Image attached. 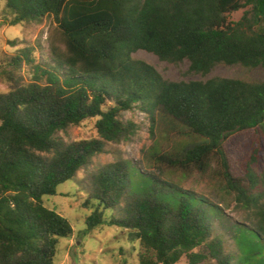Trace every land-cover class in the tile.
Masks as SVG:
<instances>
[{
  "label": "trees",
  "instance_id": "obj_1",
  "mask_svg": "<svg viewBox=\"0 0 264 264\" xmlns=\"http://www.w3.org/2000/svg\"><path fill=\"white\" fill-rule=\"evenodd\" d=\"M5 7L12 26L46 17L53 28L52 64L20 50L10 63L20 71L27 65L31 79L8 70L12 87L0 94V264H54L59 239L74 230L44 205V196L55 195L106 143L130 138L135 126L121 114L136 104L162 111L198 138L156 152L157 161L186 177L204 174L217 157L225 191L253 227L230 224L237 252L226 253L223 234H213L211 221L220 216L215 205L127 160L91 175L88 199L99 202L86 230H129L141 247L139 264H178L183 257L187 264L208 258L213 264H264V169L256 175L248 164L243 178L233 176L223 147L232 135L263 126L264 80L171 81L132 56L142 50L172 64L187 60L188 70L201 75L221 63L264 69V0H5ZM241 9V18L231 21ZM91 119L96 137L58 138ZM116 206L122 216L109 220L99 209Z\"/></svg>",
  "mask_w": 264,
  "mask_h": 264
},
{
  "label": "rangeland",
  "instance_id": "obj_2",
  "mask_svg": "<svg viewBox=\"0 0 264 264\" xmlns=\"http://www.w3.org/2000/svg\"><path fill=\"white\" fill-rule=\"evenodd\" d=\"M244 11L245 9H241L232 13L230 20H239ZM12 17L5 7V0H0V94L7 93L12 87V82H9L6 77L8 70L20 74L25 81L31 79L32 70L27 65L24 64L20 71L14 69L10 63L11 58L20 50L29 49L39 63L52 64L49 45V33L53 28L52 20L45 17L40 22H22L12 26L9 24ZM11 40L17 44H11L9 42ZM132 56L149 63L165 79L171 81H204L211 77L234 78L249 82L264 80L262 67L248 68L240 64L221 63L210 73L201 75L188 70L187 60L172 64L161 61L154 54L142 50ZM121 119L134 124V134L118 142L106 143L102 153L81 168L72 179L57 186L55 195L43 198L44 205L65 217L74 230L71 237L59 239L54 264H139L141 247L129 230L107 225L91 231L86 230V218L99 202L88 199L94 192L91 175L115 161L127 160L141 173L178 183L183 189L193 191L215 205L220 216L211 221L213 234L222 233L226 253L236 254V246L230 234L227 233L230 224L245 223L250 227H253V224L247 220V214L236 203L234 196L225 191L218 158L215 156L211 168L204 174L193 172L182 177L177 170L158 162L156 152L176 151L198 141V138L162 111L148 112L139 104L123 112ZM95 121L96 119H91L80 125L69 127L66 131H60L57 136L64 143L94 138L97 136ZM223 147L233 176L243 178L248 164L254 174L260 175L263 172L264 124L260 129L232 135L224 142ZM253 149L258 151L254 160L251 158ZM258 188L261 189V186L258 185ZM99 209L103 211L106 220L122 216V206ZM199 251L206 250L200 247ZM213 263L214 261L208 258L201 264ZM178 264H187L186 258L183 257Z\"/></svg>",
  "mask_w": 264,
  "mask_h": 264
}]
</instances>
